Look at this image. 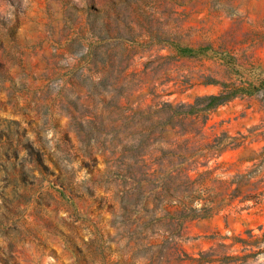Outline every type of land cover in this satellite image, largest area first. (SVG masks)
Listing matches in <instances>:
<instances>
[{"label":"rangeland","instance_id":"1","mask_svg":"<svg viewBox=\"0 0 264 264\" xmlns=\"http://www.w3.org/2000/svg\"><path fill=\"white\" fill-rule=\"evenodd\" d=\"M0 264H264V0H0Z\"/></svg>","mask_w":264,"mask_h":264}]
</instances>
